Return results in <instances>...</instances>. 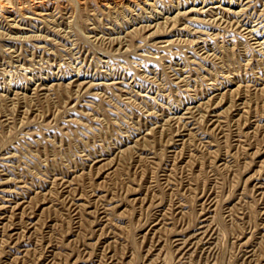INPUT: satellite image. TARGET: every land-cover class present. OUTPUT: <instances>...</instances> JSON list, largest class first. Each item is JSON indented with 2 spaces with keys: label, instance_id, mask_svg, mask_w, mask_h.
Here are the masks:
<instances>
[{
  "label": "rangeland",
  "instance_id": "1",
  "mask_svg": "<svg viewBox=\"0 0 264 264\" xmlns=\"http://www.w3.org/2000/svg\"><path fill=\"white\" fill-rule=\"evenodd\" d=\"M0 264H264V0H0Z\"/></svg>",
  "mask_w": 264,
  "mask_h": 264
}]
</instances>
